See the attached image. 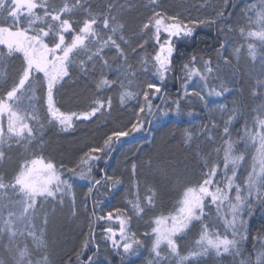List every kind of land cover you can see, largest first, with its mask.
Returning a JSON list of instances; mask_svg holds the SVG:
<instances>
[{
	"label": "snow or ice",
	"instance_id": "1",
	"mask_svg": "<svg viewBox=\"0 0 264 264\" xmlns=\"http://www.w3.org/2000/svg\"><path fill=\"white\" fill-rule=\"evenodd\" d=\"M230 5L231 0H221L215 6L202 3V8L212 7L214 14L190 18L168 14L162 0H148L139 7L150 9V14L130 37L124 14L138 7L135 0H108L102 6L94 5L92 0H62L60 4L55 0H0V69H5L0 71V165L11 159L8 153L13 145L43 144L44 130L48 126L68 132L75 127L74 120L90 121L98 114H110L113 99L110 95L102 98L106 90L119 86L122 108L132 100L138 105L135 119L129 122L130 127L111 131L101 146L86 145L87 150L82 151L79 161L67 167L72 177L88 182L83 200L85 211L88 201H93L92 213L87 217L91 235L83 234V245L76 257L80 260L84 250L90 247L95 251L86 260H80V264H101L102 245L96 239L94 224L114 218L120 225L118 231L110 225L105 226L100 237L107 264H112L109 256L113 254L119 257L120 264H133L132 258L139 256L140 250L145 248L150 253L147 264H223L224 257H231L233 264H264V226L251 236L253 252L249 253L245 248L250 235L249 218L257 207L264 210V0H256L241 9L243 25L233 26L228 22L230 13L226 10ZM212 26L219 27L220 35L224 37L219 48L214 50L215 58L192 55L190 62L184 64L187 73L181 82L183 91L173 101L175 109L164 110L154 105L153 100L162 92L161 85L171 71L175 41L191 40L197 28ZM237 31L247 43L248 55L253 61L257 59L258 47L260 51V74L251 77L255 81L250 91L255 105L251 110L254 114L251 123L239 86V57L243 45L233 49L235 60L226 55L229 34ZM161 33L165 34L163 40ZM136 37L138 41L133 47ZM148 37L158 48L151 55L145 51L137 69L131 61L140 55L137 48L145 49L149 44ZM198 59L203 70L192 67ZM13 62H16L15 73L10 76L6 67ZM149 71L159 77L160 84L146 82L139 87L136 81L140 80L141 73ZM193 77H199L203 88L189 90L188 84ZM70 81L74 86H82L83 91L95 94L87 110L67 114L58 106L57 96ZM227 95L237 96L232 102L233 107L228 108L224 103L209 107V98ZM25 100L29 103L22 106ZM181 100H187L189 105L198 100L210 115L219 110L221 116L227 118L222 126L213 117L210 123L196 125L193 130L184 129L182 145L187 150L195 145L197 155H200L205 145L209 148L208 154L201 156L202 165L198 164L200 178L195 183L185 180L187 165L183 175L172 177H167L166 171L158 167L156 172L167 177L170 186L175 181L181 188L174 210L167 216H155L150 225L151 232L138 236L129 223L133 215L139 217L146 212V207H155L156 176L151 184L147 177L144 178V187L150 194L142 202L138 164L130 161L129 191L135 200L127 203L131 205L132 213L125 214L124 210L116 208L97 214L99 204L95 193L102 188L112 193L124 183L120 175H109L99 165L101 162L107 165L117 145L133 133L143 131L146 122L152 123L148 117L156 112L160 116L185 115ZM42 108L46 109V116L41 115ZM186 114L195 118L198 113L191 108ZM239 120L244 123L234 129V122ZM218 140L222 142L220 147L216 146ZM154 141V136L151 141L145 137L146 143ZM241 144L243 148L238 147ZM212 150L217 156L210 162ZM145 151L144 144L130 148L136 161L143 160ZM64 167L61 164L58 168L54 161L40 157L24 159L11 175L0 174V244L11 254V264H53L45 240L50 217L55 216L57 208L63 210L66 198L72 201L71 215L78 216L73 183L62 178ZM97 167L100 178L94 175ZM148 167H152L150 157ZM241 169H244L242 181ZM47 204L53 206L51 213L44 211ZM209 206L215 207V216L206 212ZM41 211L43 220L37 235ZM197 227L199 238L187 254H181L180 241ZM25 234L32 237L37 249L46 253L42 259H33L27 246L19 247L18 240ZM0 264L8 262L0 261ZM63 264H72L71 256Z\"/></svg>",
	"mask_w": 264,
	"mask_h": 264
},
{
	"label": "trees",
	"instance_id": "2",
	"mask_svg": "<svg viewBox=\"0 0 264 264\" xmlns=\"http://www.w3.org/2000/svg\"><path fill=\"white\" fill-rule=\"evenodd\" d=\"M55 2L60 4L62 0H55ZM69 2H72V0H69ZM107 2L108 0H92L94 5L99 4L101 6ZM135 2L138 7L124 14V20L128 24L127 35L130 37L132 36L133 30L138 29L141 21L150 14V9L139 7L141 4H147L148 0H135ZM220 2L221 0H162L163 9L168 14H180L182 17L190 18L213 15L212 7L202 8L201 4L208 3L215 6ZM253 2H256V0H231V5H234V7L230 5L226 10L230 13L228 22L233 26H236L238 23L243 25L244 21L240 16L241 9ZM161 38L163 40L165 34L161 33ZM148 39L149 44L145 45V49L137 48V52H139L140 55L137 56L135 60L131 61L133 66L137 69L140 68L138 61L145 55V51L151 55L154 54L155 50L158 48L151 37H148ZM223 39L224 37L219 33V27L212 26L197 28L191 40H176V51L172 57L171 71L167 74L165 82L161 85L162 92L157 94L158 98L153 100V104L159 105L160 108L164 110H168L169 108L174 110L175 104L173 101L176 100L178 94L182 93L183 89L181 88V82L184 80L187 73L184 64L190 62L192 55H196L198 58L204 56L205 59H207L208 56L215 58L217 53L214 50L219 48V44ZM137 41L138 37L133 38V47L136 46ZM241 45H243V48L239 57V66L241 69L239 86L243 91L247 111L250 113L249 123H251V115H254L251 113V110L255 107L253 99L250 96L251 87L255 84L254 79L251 77H253L254 74L257 76V74L251 66V60L246 59V43L244 38L240 36L238 31L230 33L226 55L233 56V49ZM109 59H111V57H109ZM233 59L235 60L234 56ZM15 63L16 62L10 63L6 67V71L10 76L15 73ZM149 67H151V65H149ZM192 67L203 70V64L199 62V59L196 63L192 64ZM4 70L5 69H0V71ZM197 81L199 84H203L202 81L199 80V77H197V79L193 81V84L188 86L189 90L193 88L199 90L203 87V85L200 86L198 83H195ZM146 82L160 84V79L151 71L146 74L141 73L140 80L136 81L137 85L142 88L143 83ZM212 83L214 84L215 81ZM120 91L121 89L117 86L112 90H106L104 97H102L106 99V97L110 95L113 99V109L110 114L107 112L98 114V117H94L90 121L74 120L75 127L68 132H60L58 129L53 130L48 126L44 130L43 144L26 145L24 147L13 145L11 152L8 153L11 159L7 163L0 165V174L8 173L9 175L12 174L17 164L22 163L24 159L43 157L45 160L54 161L58 168L61 164L65 165V167L61 169V171L64 172V177L62 178L70 179V182L73 183L78 216L73 217L71 215L70 207L72 201L70 198H66V204L63 210L57 208L55 216L50 217L49 224L46 228L45 240L48 245L47 254H50V259L53 264H63L64 261L68 260L69 256H71L72 264H80V260H86L87 256L95 251L94 247H90V249L84 250V255L80 260L76 257V253L81 250L83 245V234L87 232L91 235L87 217L92 213L93 201H88L87 211H85L83 200L84 193L87 191L88 182L72 177L71 174L67 172V167L74 166V164L79 161L82 151L87 150L86 145L101 146L106 135L111 131L130 127L129 122L135 119L134 113L138 105L136 100H132L129 101L127 107L122 108L119 99ZM40 95H43V93H40ZM94 95L92 91L85 92L82 90V86H74L70 81L58 94L57 102L61 111L64 113H79L90 107ZM234 99H237L236 95L209 98V107L224 103L228 108H231L233 107L232 102ZM140 102L143 103L142 98ZM24 103L27 104L29 101H23L22 106ZM180 103L184 109L185 115L160 116L159 112H156L154 116L148 117L152 123L149 124L146 122L143 131L133 133L129 137L124 138L122 143L117 145V150L111 154V158L107 165L103 164V162L99 165V167H103L109 175H120L124 183L120 186L119 190H115L112 193H108L107 190L103 188L95 193V199L99 204L96 209L97 214L113 211L116 208L124 210L125 214L132 213L131 205L127 203L128 200H135V196L131 195L129 191L131 187L130 177L132 174L130 161L137 162L138 164V173L141 180L139 197L142 202L145 200L146 196L150 194L147 188L144 187V178L147 177L151 184L152 178L156 176L158 182L155 187L157 188L158 195L155 207L151 209L146 207L145 213H142L139 217L133 215L129 223L130 229L136 232L138 236H142L145 232H151L150 225L155 216H167L174 210L176 199L178 198L177 192L180 190L181 185L173 181L170 186L167 177L183 175L185 173V165H187V175L184 176V179L195 183L200 178L198 164L202 165L203 160L201 156L207 155L209 148L205 145L204 152L200 155H197L195 145L192 146L191 150H187L182 145V133L184 129L193 130L196 125L210 123L213 117L215 122L222 126L224 120L227 118L226 115L222 117L219 110L210 115L207 109H205L198 100L193 105H189L187 100H181ZM191 108H194L198 113L195 118L189 117L186 114ZM41 115L46 116V109H41ZM243 123V120L234 122V129H239ZM220 130L222 131V128ZM233 135L235 136V132ZM153 136L155 137L154 143L145 142V137H147L148 141H151ZM221 143L222 142L218 140L216 146L220 147ZM140 144H144L146 151L143 154V160L136 161V157L131 154L130 148L138 147ZM238 147L242 148L241 145H238ZM125 153H128V155L126 156ZM219 155L222 161V151ZM216 156L217 153L212 150L210 162L214 160ZM149 157L152 165L151 169L148 167ZM99 167L94 169L96 178H100L98 174ZM158 167L166 171L167 177L159 175L156 172ZM52 207L51 204H47L44 211L51 213ZM215 211V207L212 206L206 209V212L210 213L212 216H215ZM115 215L120 214L116 213ZM38 216L37 235H39L38 229L43 220V211L39 212ZM109 225L117 231L120 226L115 218L112 221H101L98 224H94L96 239L102 245V254L100 256L101 264H107V262L104 261V242L100 237L103 235V227ZM262 226H264V210L257 207L253 216L249 218L248 227L250 235L249 240L245 244V248L249 253L253 252L251 236L256 235L257 231L261 229ZM199 231L200 229L197 227L185 240L180 241L181 254H187L188 249L194 246L195 239L199 238ZM148 244L150 246V242H148ZM18 245L20 248L27 246L33 253V259H42L43 255L46 254L43 250L36 248L31 236L26 237V235H24L20 237ZM109 252H111V249H109ZM149 258L150 253L145 248L141 249L140 255L133 257L132 261L133 264H147ZM109 259L112 261V264H120L119 257H116L114 254L110 255ZM0 261H7L8 264H11V254L5 250L3 244H0ZM223 264H233L232 258L224 257Z\"/></svg>",
	"mask_w": 264,
	"mask_h": 264
},
{
	"label": "rangeland",
	"instance_id": "3",
	"mask_svg": "<svg viewBox=\"0 0 264 264\" xmlns=\"http://www.w3.org/2000/svg\"><path fill=\"white\" fill-rule=\"evenodd\" d=\"M164 34V33H163ZM246 43V42H245ZM255 43H257V45H259V42L258 41H256ZM237 47H239V46H237ZM245 54H246V59H249V60H251V66L253 67V69L256 71V74L257 75H259L260 74V62H259V59H260V51H259V47L257 48V59L255 60V61H253L252 60V58L248 55V50H247V43H246V45H245ZM254 76H255V74H254ZM185 79V78H184ZM195 79H197V77H193V79H192V81L191 82H189V84H188V86H190L191 84H193V81L195 80ZM213 81H211L210 83H212ZM195 83H198V81L197 82H195ZM203 83V82H202ZM199 84V83H198ZM200 86L201 85H203V84H199ZM203 88V87H202ZM211 98H216V97H211ZM27 104L26 103H24V105L23 106H26ZM241 146H242V148H243V145L241 144ZM250 159V158H249ZM241 171V176H243V172H244V169H241L240 170ZM243 178H244V176H243ZM216 212V211H215ZM26 235V237H28L27 236V234H25Z\"/></svg>",
	"mask_w": 264,
	"mask_h": 264
},
{
	"label": "bare ground",
	"instance_id": "4",
	"mask_svg": "<svg viewBox=\"0 0 264 264\" xmlns=\"http://www.w3.org/2000/svg\"><path fill=\"white\" fill-rule=\"evenodd\" d=\"M241 181L243 180V176L240 175Z\"/></svg>",
	"mask_w": 264,
	"mask_h": 264
}]
</instances>
